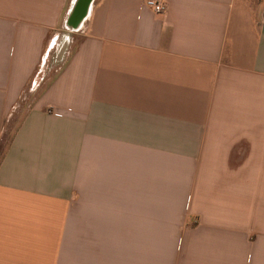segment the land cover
Masks as SVG:
<instances>
[{
	"label": "crops",
	"instance_id": "0c3cea01",
	"mask_svg": "<svg viewBox=\"0 0 264 264\" xmlns=\"http://www.w3.org/2000/svg\"><path fill=\"white\" fill-rule=\"evenodd\" d=\"M145 1L0 0V264H264V0Z\"/></svg>",
	"mask_w": 264,
	"mask_h": 264
},
{
	"label": "rangeland",
	"instance_id": "374dc122",
	"mask_svg": "<svg viewBox=\"0 0 264 264\" xmlns=\"http://www.w3.org/2000/svg\"><path fill=\"white\" fill-rule=\"evenodd\" d=\"M100 0H97L95 2V5H97V3ZM72 2L73 0H71L70 6H72ZM89 21H87L85 23V27H87ZM81 36L78 32H74L71 30H66L65 32H60V39L57 42V45L55 46V49L51 52V56L49 57V67H46L45 70H49V74L51 75V73L53 72V74L55 73V69H57V64L59 65L60 63H58L57 60V53L58 50H60V52H65L67 49H71L72 47H74V45L77 44V42L80 40ZM49 75V76H50Z\"/></svg>",
	"mask_w": 264,
	"mask_h": 264
},
{
	"label": "water",
	"instance_id": "95a60500",
	"mask_svg": "<svg viewBox=\"0 0 264 264\" xmlns=\"http://www.w3.org/2000/svg\"><path fill=\"white\" fill-rule=\"evenodd\" d=\"M96 0H73L67 25L72 30H78L87 20Z\"/></svg>",
	"mask_w": 264,
	"mask_h": 264
},
{
	"label": "built area",
	"instance_id": "2783aa9c",
	"mask_svg": "<svg viewBox=\"0 0 264 264\" xmlns=\"http://www.w3.org/2000/svg\"><path fill=\"white\" fill-rule=\"evenodd\" d=\"M144 4L156 14L167 16L169 13V5L166 0H146Z\"/></svg>",
	"mask_w": 264,
	"mask_h": 264
},
{
	"label": "trees",
	"instance_id": "16d2710c",
	"mask_svg": "<svg viewBox=\"0 0 264 264\" xmlns=\"http://www.w3.org/2000/svg\"><path fill=\"white\" fill-rule=\"evenodd\" d=\"M10 139H11V136L6 135L1 141V144H0V161H1L3 155L6 151V148L8 147Z\"/></svg>",
	"mask_w": 264,
	"mask_h": 264
}]
</instances>
